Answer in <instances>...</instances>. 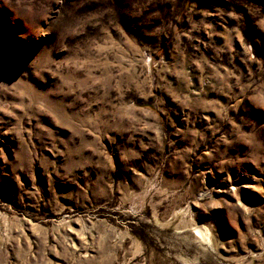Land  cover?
<instances>
[{"label":"rangeland","instance_id":"1","mask_svg":"<svg viewBox=\"0 0 264 264\" xmlns=\"http://www.w3.org/2000/svg\"><path fill=\"white\" fill-rule=\"evenodd\" d=\"M0 264H264V0H0Z\"/></svg>","mask_w":264,"mask_h":264}]
</instances>
